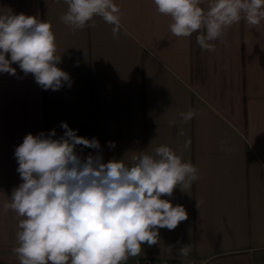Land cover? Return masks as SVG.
<instances>
[{
  "label": "crops",
  "instance_id": "obj_1",
  "mask_svg": "<svg viewBox=\"0 0 264 264\" xmlns=\"http://www.w3.org/2000/svg\"><path fill=\"white\" fill-rule=\"evenodd\" d=\"M114 3L122 12L115 37L98 16L72 31L60 19L64 0H0V13L51 24L58 67L72 81L43 90L16 63L15 75L0 73V264H19L13 249L23 218L3 208L23 182L15 148L29 133L54 129L58 139L62 123L99 141V149L78 145L82 158L100 154L105 163L129 165L140 151L165 145L199 171L190 188L161 197L184 206L187 220L160 229L159 243L142 244L125 264H264V20L253 28L241 19L225 31L226 44L211 42L212 52L196 42L203 30L175 37L153 0ZM189 110L196 115L184 122L180 113ZM186 245L185 257L178 250Z\"/></svg>",
  "mask_w": 264,
  "mask_h": 264
},
{
  "label": "clouds",
  "instance_id": "obj_2",
  "mask_svg": "<svg viewBox=\"0 0 264 264\" xmlns=\"http://www.w3.org/2000/svg\"><path fill=\"white\" fill-rule=\"evenodd\" d=\"M64 2L68 8L60 19L72 31L97 16L113 25L114 37L121 30L122 12L114 0ZM202 2L153 0L157 11L171 18L169 28L175 37L188 38L203 30L196 42L206 51L216 50L213 41L226 44L225 31L241 19L253 28L264 20V0H210L207 10ZM56 52L49 22L23 13H0V73L15 75L16 63L43 90L70 88V75L58 67L61 55ZM195 115L193 110L180 113L184 122ZM61 127L64 133L58 139L54 129L29 133L14 151L23 182L3 208L23 218L13 249L19 264H125L141 254L142 244H158L160 229L174 230L187 220L184 206L161 197H171L177 187L184 191L199 179L191 162L165 145L151 155L140 151L129 165L115 159L105 163L100 154L82 158L76 147L99 149V141L78 136L67 123ZM177 134L183 135V130ZM189 251L188 245L178 250L185 257Z\"/></svg>",
  "mask_w": 264,
  "mask_h": 264
},
{
  "label": "built area",
  "instance_id": "obj_3",
  "mask_svg": "<svg viewBox=\"0 0 264 264\" xmlns=\"http://www.w3.org/2000/svg\"><path fill=\"white\" fill-rule=\"evenodd\" d=\"M199 264H205V263H199Z\"/></svg>",
  "mask_w": 264,
  "mask_h": 264
}]
</instances>
